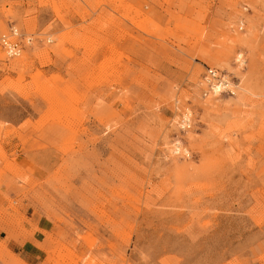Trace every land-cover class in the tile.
Segmentation results:
<instances>
[{"label":"rangeland","instance_id":"1","mask_svg":"<svg viewBox=\"0 0 264 264\" xmlns=\"http://www.w3.org/2000/svg\"><path fill=\"white\" fill-rule=\"evenodd\" d=\"M11 26L0 264H264V0H0Z\"/></svg>","mask_w":264,"mask_h":264},{"label":"bare ground","instance_id":"2","mask_svg":"<svg viewBox=\"0 0 264 264\" xmlns=\"http://www.w3.org/2000/svg\"><path fill=\"white\" fill-rule=\"evenodd\" d=\"M20 31L15 27V26H11L7 32H5L1 37H0V42H1V46H2V49L3 51L5 52V56L8 58V59H16V58H19L20 56V53L21 51L23 50L24 48V45L25 44H31V38L27 36L26 34L24 33H19ZM10 35H15L14 37H11L10 39H8L7 37H10ZM23 35H25L26 37H24ZM12 40H17V41H20L22 42V47H21V50H20V47L18 48L19 52H15L17 54H10L9 50L4 46V41H7V42H10V43H15L14 41ZM24 41V42H23ZM243 56L238 53L235 57V61L236 63L240 66L243 65L244 61H243ZM208 70H213L214 72V76H210V74H208ZM206 71V77L207 80H208V84L210 85L211 83V89L210 91L212 93H214L215 95H218L220 94V92H223V91H228L231 95H235L236 92H235V88L238 89L237 86L233 85V83H231L229 81V79L227 78V76H219L218 77V73L214 70V69H208ZM204 78V79H205ZM211 81V82H210ZM237 101V100H236ZM189 114L190 112L187 111L186 113L183 114V117L181 118L180 120V127L181 128H186V129H189L191 127V121L189 120ZM185 119V120H184ZM177 145V144H176ZM178 148V147H177Z\"/></svg>","mask_w":264,"mask_h":264},{"label":"built area","instance_id":"3","mask_svg":"<svg viewBox=\"0 0 264 264\" xmlns=\"http://www.w3.org/2000/svg\"><path fill=\"white\" fill-rule=\"evenodd\" d=\"M15 35H10V37H7L8 39H10L11 37H14ZM11 40V39H10ZM14 41L15 43H10V42H7V41H4V46L9 50L10 54H17L19 51V47H20V50H21V47H22V42L20 41H17V40H12ZM18 51V52H17ZM17 52V53H15ZM214 71L213 70H208V74H210V76H214Z\"/></svg>","mask_w":264,"mask_h":264},{"label":"crops","instance_id":"4","mask_svg":"<svg viewBox=\"0 0 264 264\" xmlns=\"http://www.w3.org/2000/svg\"><path fill=\"white\" fill-rule=\"evenodd\" d=\"M38 227L48 233H54V225L53 224H48L44 220H40L38 222Z\"/></svg>","mask_w":264,"mask_h":264}]
</instances>
